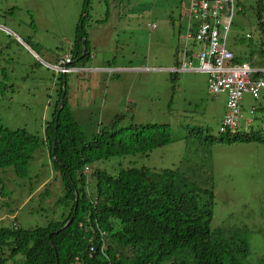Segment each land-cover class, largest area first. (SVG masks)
<instances>
[{
	"label": "rangeland",
	"instance_id": "1",
	"mask_svg": "<svg viewBox=\"0 0 264 264\" xmlns=\"http://www.w3.org/2000/svg\"><path fill=\"white\" fill-rule=\"evenodd\" d=\"M237 1L238 8L235 6L229 13L232 24L226 48L234 56L242 57L241 60L252 53L259 61L262 56L253 6L256 0ZM84 3L85 0H0V86L7 87L0 91V124L10 131L25 129L43 139L58 106V90L65 82L66 103L88 142L103 130L119 131L150 124L167 126L172 142L147 157L111 158L91 165L89 170L111 174L129 167L169 170L181 167L186 159L201 165L203 171L210 172L214 193L210 228L244 231L249 244L248 259L255 262L264 258V143L258 142L264 140V133L258 135L254 127V142L226 144L227 139L233 138L232 134L219 133L226 111V94L212 96L203 72H178L174 54L178 50L180 58L187 23L193 21L189 17V3L91 0L85 26L90 60L76 66L94 64L113 71L95 78L86 73L79 77L71 71L62 75L56 71L63 68L59 63L65 59L66 64L73 62L68 50ZM17 24L36 35L43 53L49 52L54 62L58 58L53 69H46L31 49L27 53L22 41L15 40ZM187 43L192 53L200 52L198 44H191L190 40ZM196 60H190L194 71ZM254 66L262 65L254 63ZM119 68L135 71H114ZM106 85L109 88L105 98ZM241 106L245 118H264L261 98L254 99L246 93ZM253 106L257 110L250 114ZM220 139L223 142L210 148L206 143ZM12 172L6 169L2 176L6 197L0 205L3 202L7 205L0 207V226H10L14 220L23 230L42 228L69 211L59 203L63 187L45 145L32 156L27 179H17ZM86 178L89 182L85 187L94 190V177L89 174Z\"/></svg>",
	"mask_w": 264,
	"mask_h": 264
},
{
	"label": "trees",
	"instance_id": "2",
	"mask_svg": "<svg viewBox=\"0 0 264 264\" xmlns=\"http://www.w3.org/2000/svg\"><path fill=\"white\" fill-rule=\"evenodd\" d=\"M90 2L85 0L81 9L69 49L73 62L66 64L68 68L90 60L85 31ZM234 3L239 5L237 0ZM253 6L264 57V0H256ZM178 53L175 50L176 65ZM241 58L234 56V63H250L252 53ZM5 88L0 86V91ZM58 92V106L43 139L25 129L10 131L0 124V201L6 197L2 184L6 169L17 179H27L32 156L45 145L63 187L59 203L69 211L42 228L23 230L14 220L10 226H0V264H264V258L248 259L244 231L210 228L214 193L210 172L203 171L201 165L186 159L181 167L169 170L129 167L115 174L89 170L111 158L147 157L172 142L167 126L103 130L88 142L66 103L65 82ZM254 127L261 129L260 123ZM254 133L235 136L232 132L233 138L226 144L254 142ZM220 142L223 140H206L209 148ZM89 174L95 182L92 191L85 187ZM6 205L3 202L0 207Z\"/></svg>",
	"mask_w": 264,
	"mask_h": 264
},
{
	"label": "built area",
	"instance_id": "3",
	"mask_svg": "<svg viewBox=\"0 0 264 264\" xmlns=\"http://www.w3.org/2000/svg\"><path fill=\"white\" fill-rule=\"evenodd\" d=\"M189 3V17L185 37V46L180 53L179 71L192 70L193 58L197 59L196 70L207 74L208 90L212 96L226 94L225 113L221 132L254 130V123H260L264 132L262 119L242 116L241 99L250 94L254 99L264 96V76L257 77L259 70L251 67L248 61L234 63V55L226 48V37L232 24L230 12L224 5L229 0H186ZM213 3V7H208ZM249 38V35L246 36ZM187 40L201 47L199 53H191L187 48ZM61 63H68L65 59ZM254 107V106H253ZM257 110L254 107V111ZM252 111L250 114H253ZM228 116V118H227Z\"/></svg>",
	"mask_w": 264,
	"mask_h": 264
},
{
	"label": "crops",
	"instance_id": "4",
	"mask_svg": "<svg viewBox=\"0 0 264 264\" xmlns=\"http://www.w3.org/2000/svg\"><path fill=\"white\" fill-rule=\"evenodd\" d=\"M234 5H235V3H234ZM234 5H233V7H235ZM22 28H23V26L21 24L15 25V32H16V34H14L15 40L16 41H20V40L22 41L23 48L26 50L27 53L29 52L27 49H31V51L35 55H37L40 58V60H42L41 62H42L43 65L46 66V69L51 68V66H55L54 64H56L57 59L54 62L53 57H52V55L49 52L43 53L42 52V48L43 47H42L41 43L38 44L37 41H40V40L35 38L36 35H31L28 32H26L25 30H22ZM26 42H28V43H26ZM250 60H251V66L255 70L264 69V57L263 56H262V58L259 59V61H256L255 57H253V56H252V58ZM254 63H258V64H260L262 66L256 67V66H254ZM106 68L100 67V66H94V64H93V66H90V67H84V66L83 67H80V66L77 67V66H74V65L72 66L71 65V67L68 69V72L71 71L72 73H77V74H79V77L82 76L81 73H83V74L86 73V74H90V76H93L95 78V76L98 75V74L107 73V72H110L112 70V68H110V67H106ZM259 68H261V69H259ZM114 71L115 72H125L126 73V72H132V71H135V70H128L126 68H119V69H114ZM183 72L184 73H190V72L202 73V72H199L197 70H195V71L194 70H187V71H183ZM37 78L39 80V78H40L39 73L37 74ZM106 88H107L106 94L104 95L105 98H106V96L108 94L107 92H108L109 86L106 85ZM104 104H105V99H104L103 103H101L102 107L104 106Z\"/></svg>",
	"mask_w": 264,
	"mask_h": 264
},
{
	"label": "bare ground",
	"instance_id": "5",
	"mask_svg": "<svg viewBox=\"0 0 264 264\" xmlns=\"http://www.w3.org/2000/svg\"><path fill=\"white\" fill-rule=\"evenodd\" d=\"M233 5H234V0H229L228 2H226V4L224 5V7L226 8V10L227 11H229L230 13H232V11H233ZM214 6V4L213 3H211V4H209V6L208 7H213ZM227 16H229V17H231V15H229V14H227ZM154 27V26H153ZM247 36V35H246ZM64 64H66V63H59V66L60 67H62V66H64ZM70 65V64H69ZM58 69V68H57ZM262 99V101H263V104H264V96H258L257 98H255V99ZM263 109H264V107H263ZM252 111H254V108H251V110H250V113L252 112ZM256 112V110L254 111V113ZM243 116V115H242ZM244 117V116H243ZM226 118V115H223V117H222V120H221V126H220V128H219V133L220 134H225V133H223V132H221V127H222V125H223V121H224V119ZM227 118H228V116H227ZM228 133H226V134H232V132H235L236 134H235V136H242V135H247V136H250V135H248L247 133L248 132H246V131H236V130H233V131H227Z\"/></svg>",
	"mask_w": 264,
	"mask_h": 264
},
{
	"label": "clouds",
	"instance_id": "6",
	"mask_svg": "<svg viewBox=\"0 0 264 264\" xmlns=\"http://www.w3.org/2000/svg\"><path fill=\"white\" fill-rule=\"evenodd\" d=\"M235 6H236V5H235ZM236 7H237V6H236ZM234 8H235V7H234ZM234 8H233V9H234ZM237 8H238V7H237ZM187 48H188V46H187ZM188 49H189V48H188ZM189 50H190V49H189ZM190 51H191V50H190ZM229 51H230V50H229ZM230 52H231V51H230ZM191 53H192V52H191ZM231 53H232V52H231ZM232 54H233V53H232ZM233 55H234V54H233ZM178 59H179V58H178ZM178 61H179V60H178ZM250 64H251V63H250ZM52 67H53V66H51V68H52ZM251 67H252V66H251ZM178 68H179V67H178ZM252 68H253V67H252ZM52 69H53V68H52ZM62 69H63V70H66V71H62ZM62 69L59 70V71H56V70H55V71H56V72H59V73H61V74H66V73H69V72H70V71L68 72V69H69V68L67 67L66 64L63 66ZM186 71H187V70H186ZM178 72H183V71H179V70H178ZM206 75H207V74H206ZM258 76H259V77H263V76H264V69L259 70V72H258ZM207 77H208V76H207ZM207 88H208V85H207ZM208 91H209V90H208ZM209 93H210V92H209ZM210 94H211V93H210ZM217 96H218V95H217ZM217 96H216V97H217Z\"/></svg>",
	"mask_w": 264,
	"mask_h": 264
}]
</instances>
